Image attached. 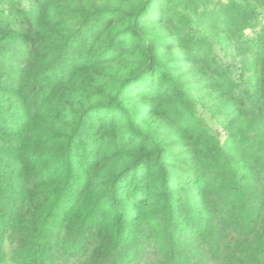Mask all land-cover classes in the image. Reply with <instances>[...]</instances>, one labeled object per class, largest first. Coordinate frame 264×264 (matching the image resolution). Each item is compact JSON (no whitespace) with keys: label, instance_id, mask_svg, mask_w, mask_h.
I'll use <instances>...</instances> for the list:
<instances>
[{"label":"trees","instance_id":"trees-1","mask_svg":"<svg viewBox=\"0 0 264 264\" xmlns=\"http://www.w3.org/2000/svg\"><path fill=\"white\" fill-rule=\"evenodd\" d=\"M156 232L155 264H264V0H0V264Z\"/></svg>","mask_w":264,"mask_h":264},{"label":"rangeland","instance_id":"rangeland-1","mask_svg":"<svg viewBox=\"0 0 264 264\" xmlns=\"http://www.w3.org/2000/svg\"><path fill=\"white\" fill-rule=\"evenodd\" d=\"M216 104V103H215ZM212 102L209 101V99L207 100V107L211 106ZM212 112H214L213 110L207 108V110H202V116L204 117L205 120L204 123L212 129V131L217 134L218 138L224 142L227 136V133L224 130L225 127V123L222 122L223 120V115L221 113H218L217 115H214ZM130 212V211H129ZM154 224V223H153ZM166 235V234H165ZM163 234L156 232L154 239H156V241L154 243H150L147 247V250H145L144 254L141 256L140 261L137 264H155L156 261L159 260V256H161V250L158 249L157 247L159 245H163V241H161L159 239V237H162ZM188 238V236H185L182 241L186 240ZM6 251H7V256H8V260L6 261L5 264H14L11 261L12 258V248H11V244L9 242H7V247H6ZM83 263V261H82ZM80 262V260L78 261L77 259H74L73 261H69L68 263H64V264H82Z\"/></svg>","mask_w":264,"mask_h":264}]
</instances>
